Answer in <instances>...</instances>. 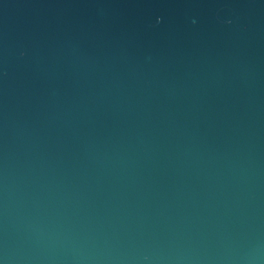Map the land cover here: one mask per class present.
<instances>
[{"label": "water", "instance_id": "water-1", "mask_svg": "<svg viewBox=\"0 0 264 264\" xmlns=\"http://www.w3.org/2000/svg\"><path fill=\"white\" fill-rule=\"evenodd\" d=\"M0 264H264V0H0Z\"/></svg>", "mask_w": 264, "mask_h": 264}]
</instances>
